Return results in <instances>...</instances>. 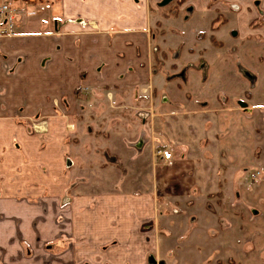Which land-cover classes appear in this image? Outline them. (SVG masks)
<instances>
[{
	"label": "crops",
	"instance_id": "0c3cea01",
	"mask_svg": "<svg viewBox=\"0 0 264 264\" xmlns=\"http://www.w3.org/2000/svg\"><path fill=\"white\" fill-rule=\"evenodd\" d=\"M11 6L15 34H0V264H165L156 254L148 261L134 256L144 249L162 255L181 230L160 211L159 174L184 161L157 159L155 150L188 149L181 139L166 141L167 120L180 138L201 118L210 135L219 125L220 134L244 132L239 106L262 118L261 105L245 92L264 80V0H18ZM30 15L37 29L25 26ZM219 76L224 86L216 83ZM85 92L112 100L110 111H94L98 118L127 122L100 128L105 132L82 127L91 116ZM96 134L110 143L81 138ZM107 144L109 162L130 171L154 167L148 188L142 183L135 190L122 178L110 192L73 186V161L93 145L100 152L96 166L103 167ZM222 232L240 243L229 226ZM238 253L226 258L241 261Z\"/></svg>",
	"mask_w": 264,
	"mask_h": 264
},
{
	"label": "rangeland",
	"instance_id": "374dc122",
	"mask_svg": "<svg viewBox=\"0 0 264 264\" xmlns=\"http://www.w3.org/2000/svg\"><path fill=\"white\" fill-rule=\"evenodd\" d=\"M2 1L0 4L4 2L12 4L18 0ZM29 18H32V22L26 21L28 25L25 24V26L37 29L34 23L37 17L30 15ZM224 76H226L225 73ZM219 77L216 83L224 86L222 83L225 77L223 79ZM229 85L235 86L236 89L238 86L233 82ZM245 93L252 94L257 99L263 114L262 118H253V110L240 108V106L236 108V112H242L246 117L244 122L239 121L241 124L245 123L244 132H242L243 129H235L236 131L230 129V134H220L222 125H219L214 128L219 133L210 135L205 132V125H203L205 118H201L197 119L195 127L182 130L183 135L181 134L179 138L176 132L180 130L173 128L169 130L171 124L167 120L168 125L164 130L166 141L173 139L176 142V138L181 139L188 149L179 151L173 147L174 152L165 149V145L159 146L161 149L159 151L167 150L172 153V160L184 161L176 166L169 165L165 170L160 171L159 175H162L163 179L161 192L164 197L160 199L163 208L161 206L159 210L165 215L166 220L176 226L173 225V228L181 230L176 234L178 242L175 246L174 243L170 246L166 245L165 253L163 249L160 250L163 252L162 255H159L158 249H144V252L148 251L146 254L141 255L135 252L134 256L145 257L148 261L151 255L156 254L157 260L160 258L159 260H163L165 264H264V80L257 86L252 83L246 86ZM83 96L85 97L84 111L89 112L91 116L86 115L89 118L81 120V126L92 127V133L94 130L105 132L100 128L110 125L121 126L127 122L118 119L115 124L116 120L112 122L107 118H98L94 111H110L113 108L112 100L106 93L100 96V101H97L89 92H85ZM133 122L135 126L141 125V119L136 118ZM148 123L150 124V121ZM256 130L260 131L258 132L260 136L255 133ZM102 136L99 138L96 134L81 136V138L83 140L88 137L84 142L87 144L94 141L101 144L110 143L108 135ZM73 141L77 139L74 138ZM92 146H88L90 150L87 148L83 150L82 157L78 155L71 164L77 165L73 176L74 187L79 182L84 191L110 192L115 190L116 178H122L134 182L132 185H135L133 186L135 190H140L142 188L140 184L143 183L148 188L145 181L154 180V167H133L130 171L129 168L109 162L107 160L111 159L109 144L106 146V152H103L106 157H103L102 162H106V165L97 167L100 152L93 151ZM157 149L155 153L158 159L161 155L158 154L159 151L157 153ZM96 154L97 157H95ZM78 171L82 179L76 178ZM64 201L67 199L62 202ZM195 218L201 220L196 225ZM209 226L213 229L210 230ZM226 226H229L231 235L236 240H240V243L236 241L239 246L232 243L234 240H227V233L222 232ZM239 230L241 231L237 234ZM166 234L169 235V232L166 231ZM216 235L217 238H215ZM244 239L248 241L247 244L242 242ZM258 244L262 247L254 249ZM236 252H239L238 256L242 257L239 260L242 262L233 257L226 258L228 255H236Z\"/></svg>",
	"mask_w": 264,
	"mask_h": 264
},
{
	"label": "built area",
	"instance_id": "2783aa9c",
	"mask_svg": "<svg viewBox=\"0 0 264 264\" xmlns=\"http://www.w3.org/2000/svg\"><path fill=\"white\" fill-rule=\"evenodd\" d=\"M16 13L17 10L11 4L6 2L0 4V24L4 26L0 28V34H15L14 23L16 21ZM159 154L165 161L172 158V153L167 150L159 151Z\"/></svg>",
	"mask_w": 264,
	"mask_h": 264
},
{
	"label": "water",
	"instance_id": "95a60500",
	"mask_svg": "<svg viewBox=\"0 0 264 264\" xmlns=\"http://www.w3.org/2000/svg\"><path fill=\"white\" fill-rule=\"evenodd\" d=\"M169 1H171V0H165V3H168ZM152 260V259H151Z\"/></svg>",
	"mask_w": 264,
	"mask_h": 264
}]
</instances>
